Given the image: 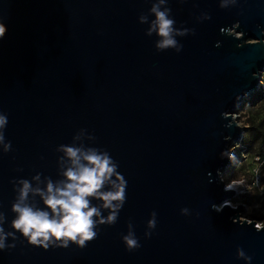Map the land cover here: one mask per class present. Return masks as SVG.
Returning a JSON list of instances; mask_svg holds the SVG:
<instances>
[{"label": "water", "instance_id": "1", "mask_svg": "<svg viewBox=\"0 0 264 264\" xmlns=\"http://www.w3.org/2000/svg\"><path fill=\"white\" fill-rule=\"evenodd\" d=\"M150 6L145 0H0L7 26L0 40V111L8 115L5 135L13 148L0 152V210L9 223L16 195L10 181L36 172L58 178L55 149L80 128L119 162L127 180L117 222L100 226L87 247L44 250L17 241L0 251V264H246L237 258L238 246L251 264H264V230L246 217L233 222L242 203L237 210L211 207L236 193L224 190L216 170L233 166L219 153L241 141L243 128L225 127L220 114L241 109L259 90L252 73L264 71V0H239L227 9L218 0H169L176 26L195 29L177 37L179 53L157 52V37L145 35L148 25L138 16ZM201 12L211 19L197 21ZM237 21L243 39L221 33ZM249 38L260 43H244ZM183 207L191 215H182ZM153 210L157 225L145 237ZM129 220L141 244L131 252L121 239Z\"/></svg>", "mask_w": 264, "mask_h": 264}, {"label": "clouds", "instance_id": "2", "mask_svg": "<svg viewBox=\"0 0 264 264\" xmlns=\"http://www.w3.org/2000/svg\"><path fill=\"white\" fill-rule=\"evenodd\" d=\"M145 2L150 3L151 6L147 12L139 14L138 21L148 25L145 35L157 37L154 41L156 51L173 49L177 53L181 52L183 44L177 37L195 35V29L176 26L172 9L168 6L169 0H145ZM238 3L239 0H218L221 9L234 7ZM150 17L154 18L150 19ZM196 19L200 22L210 20L211 15L208 12H201ZM239 27L240 23L237 21L231 27H222L220 31L240 40L243 39L244 32L237 31ZM6 33L7 26L3 18H0V40ZM250 39L252 43H248ZM244 43L258 44L260 41L249 38ZM215 46L219 47L220 41H217ZM252 76L259 77L258 82L264 87V72H253ZM241 98L238 94L235 101L238 103ZM236 113L227 110L221 112V118L227 121L225 127H231L234 124L244 128L236 119ZM8 122L7 113L0 111V152L2 153L13 151L12 142L7 140L5 135ZM223 139L225 142L231 141L232 136L225 135ZM95 141L96 137L92 133L80 128L73 135L70 143L59 144L55 149L57 153H60L57 157L58 178L53 179L51 176L36 172L30 179L21 177L10 181L16 194L11 202V211L15 213V216L9 223L5 212L0 210V251L15 248L17 241L20 243L26 241L29 245L42 247L44 250L68 248L71 245L83 249L97 238L101 231L100 226H111L117 222L119 213L127 201V180L119 171V162L107 149L96 146ZM237 148H239L237 142L228 143L219 153L221 159L229 160L236 168L241 162L235 154ZM259 160L260 157H257L258 162ZM262 169L264 164L258 163L254 177L244 179L239 177L238 172L233 177H226L221 169H217L216 173L219 181L224 184L225 191H234L237 194L247 191L264 198V182L260 180V176L264 175ZM17 170L22 171V169ZM208 175L211 176V173ZM225 206L237 210L240 202L226 200L219 205L215 203L211 205L217 212L222 211ZM260 207V202L245 205L248 213ZM180 212L182 215H191L187 207L181 208ZM243 217H247L246 221L249 225L254 223L257 230H264V227H261L264 219L256 220L254 217L245 215H238L232 219L234 223L243 224L245 222ZM6 223H9V230L5 229ZM156 225L157 213L153 210L147 220L145 237H151ZM127 227L128 231L122 235L121 239L126 250L131 252L140 248L141 244L131 220ZM8 238H11V242H7ZM236 255L246 264H251L252 256L246 254L243 248L238 246Z\"/></svg>", "mask_w": 264, "mask_h": 264}, {"label": "rangeland", "instance_id": "3", "mask_svg": "<svg viewBox=\"0 0 264 264\" xmlns=\"http://www.w3.org/2000/svg\"><path fill=\"white\" fill-rule=\"evenodd\" d=\"M257 93H260V91L258 90L256 94ZM250 98L253 99L254 95L247 98L246 100L248 99L250 100ZM261 113H264V95H262L261 98L253 99L252 101L248 102L245 106L241 108V110L239 111L238 122L240 123V125L247 126L250 124L249 119L251 118L252 115L253 116L261 115ZM246 131H247V128L245 129L244 132ZM236 151L238 155L241 153L240 149ZM240 161L241 162L238 168H236V166L233 165V166H229L226 169H224L223 170L224 175L226 177H233L236 175V172H238L239 177L242 179L252 178L253 177V174L251 173L252 162L250 161V156L246 158L242 157ZM262 172H264V170H262ZM260 180L264 182V175L260 176ZM233 196L235 197V200L231 199V201L233 202L238 201V202L248 204V205H252L255 202H260L261 207L259 209H254L252 213H248L247 211H245L246 209L244 208L243 211H241L240 215L251 216L255 218L262 217V219H264V215H262V212H264V198H262L259 195H252L251 193L247 191L243 192V194L234 193Z\"/></svg>", "mask_w": 264, "mask_h": 264}, {"label": "trees", "instance_id": "4", "mask_svg": "<svg viewBox=\"0 0 264 264\" xmlns=\"http://www.w3.org/2000/svg\"><path fill=\"white\" fill-rule=\"evenodd\" d=\"M264 72V71H263ZM260 97V93L254 95L253 99ZM253 99L250 98L249 101ZM249 125L244 127V131L247 128V131L243 133L242 143L244 144V150L255 151L257 154L264 155V113L261 115L251 116L249 119ZM256 144V146H255ZM253 147H255L253 149ZM264 164V162L262 163ZM264 170V169H262ZM232 200H235V197H231Z\"/></svg>", "mask_w": 264, "mask_h": 264}, {"label": "built area", "instance_id": "5", "mask_svg": "<svg viewBox=\"0 0 264 264\" xmlns=\"http://www.w3.org/2000/svg\"><path fill=\"white\" fill-rule=\"evenodd\" d=\"M259 91H260V97L259 98H261L262 97V95H264V87H262V86H259ZM258 99V98H257ZM248 102H250L249 101V99L248 100H245V102H244V105L243 106H245ZM241 109H239V110H237V111H235V112H237L236 114H235V117H236V119L238 120V116H239V111H240ZM242 127H247L246 125H241ZM243 132H244V128H243ZM239 144V148L238 149H240V151H241V153H240V155H242L243 153H244V158H246V157H248V156H250V161L252 162V165H251V173L253 174V177H254V174H255V171H256V168H257V166H258V163H260V164H262L263 162H264V155L263 156H261V155H259V154H257L255 151H251V150H244L243 148H244V144L242 143V139H241V141L238 143ZM255 146H256V144H255ZM255 147H253V149H254ZM238 149H236V150H238ZM257 157H260V160H259V162L257 161ZM252 177V178H253ZM247 218V217H246ZM255 218V217H254ZM256 220H259V219H262V217H260V218H255ZM264 222H261V225L263 224Z\"/></svg>", "mask_w": 264, "mask_h": 264}, {"label": "bare ground", "instance_id": "6", "mask_svg": "<svg viewBox=\"0 0 264 264\" xmlns=\"http://www.w3.org/2000/svg\"><path fill=\"white\" fill-rule=\"evenodd\" d=\"M238 202V201H237ZM242 205H243V207L245 208V205H248V204H244V203H242ZM246 211V210H245Z\"/></svg>", "mask_w": 264, "mask_h": 264}]
</instances>
